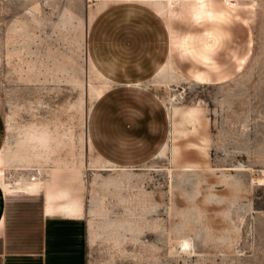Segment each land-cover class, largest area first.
<instances>
[{
	"label": "rangeland",
	"instance_id": "374dc122",
	"mask_svg": "<svg viewBox=\"0 0 264 264\" xmlns=\"http://www.w3.org/2000/svg\"><path fill=\"white\" fill-rule=\"evenodd\" d=\"M96 3L0 0L4 141L9 121L12 146L33 126L51 144L73 140L74 153L48 151L46 167L86 165L87 217L45 215L43 192L7 197L13 248L56 239L46 264H264V0L191 2L169 21L151 4L110 1L89 22ZM169 52L174 62L158 74ZM97 70L111 79L92 97ZM174 104L206 117V141L191 124L178 139L180 161L198 167L160 154ZM30 166L8 172L41 175Z\"/></svg>",
	"mask_w": 264,
	"mask_h": 264
},
{
	"label": "bare ground",
	"instance_id": "6f19581e",
	"mask_svg": "<svg viewBox=\"0 0 264 264\" xmlns=\"http://www.w3.org/2000/svg\"><path fill=\"white\" fill-rule=\"evenodd\" d=\"M110 1L151 4L158 13L166 15L167 20L169 21L171 18L176 17L180 10L187 3H199L201 0H97V7L90 9L88 21L91 22L103 9V7ZM173 62L174 61L170 52L168 54L167 63L162 67L160 66L158 74H163L169 68V66L173 64ZM96 73L103 82L99 86H96L91 82L89 83L88 90L90 92V96L92 97L103 96L109 87L111 79L101 70H97ZM170 115H172V143H165L160 149V154L164 156L167 154L168 150H171L172 163H174V166L181 169L186 167L191 168L200 166L198 164H193V162L180 161L182 156L186 154H183L184 150L178 139L183 136L185 137L188 134L190 129L187 125L191 124V126H193L192 133H197L199 139L206 141L208 139V130L205 115L200 113V108L197 106L187 107L181 105L179 106L177 104L172 105ZM6 129L8 135L6 136L2 149L0 150V188L2 189V192L44 191L47 212L57 211L64 215L86 216L87 208L83 195V192L86 188V181L84 178L86 165L84 161L81 160L80 164H78V161H75L72 158V160L64 162L63 164H56V167H46L49 165L48 163L51 159L48 151L57 152L61 149L68 150L70 154H73V140L70 139L67 141L62 136H57L56 138L52 136L53 139H56V143L51 144L49 142V138H51V136L46 134V132L37 131L35 127L31 126V128H24L18 133V137L15 139L14 145L12 146V143L9 140L10 133L13 130V124L11 121L8 122ZM89 145L90 149H92L93 144L91 138H89ZM194 151H197L198 154L205 153V151L198 146ZM34 162L36 165L38 163L43 167L37 169L41 174L40 176H37L36 174H29L25 176L24 174L22 176L12 178V175H10L8 172L12 168L16 170H31L32 167L30 165H32ZM114 166L113 169L117 170L123 167L121 166L120 168H116ZM42 169L45 170V174H42ZM110 169L111 168L108 170ZM259 181L261 184H263L264 177L260 178ZM89 212L92 215L95 214L93 208L89 209ZM89 224L91 231H93L92 219ZM146 236L150 235L147 234ZM189 245V238L185 237L181 240V247L184 249H187Z\"/></svg>",
	"mask_w": 264,
	"mask_h": 264
},
{
	"label": "crops",
	"instance_id": "0c3cea01",
	"mask_svg": "<svg viewBox=\"0 0 264 264\" xmlns=\"http://www.w3.org/2000/svg\"><path fill=\"white\" fill-rule=\"evenodd\" d=\"M2 130L3 129H2L1 123H0V150L2 149V146L4 143V137L2 134L3 133ZM42 192H43V196H44L43 210H44L45 215H48L51 217L53 216V217L70 218V219H74V220H78V219H81L84 217V216L64 215V214L57 212V211L47 212V210H46V197H45L44 191H39V192H9V191L6 192L5 191V192H2V189L0 188V264H14L15 260L20 261L23 259H27L29 257H36V256L39 257L38 259L41 260L42 264H46V260L48 258L50 259V257L55 253V250H60L58 246L52 245L56 239H54L53 242L51 241L52 243L49 245H47V242L45 243V239H44V241H43L44 244L41 245V247H39L36 251L20 252V251H16L13 248V244L11 241L12 234H11V231L9 229L10 213H9V208H8L7 197L14 196L17 194L37 195V194H40ZM52 235H53L52 237L55 238L56 234H52Z\"/></svg>",
	"mask_w": 264,
	"mask_h": 264
}]
</instances>
